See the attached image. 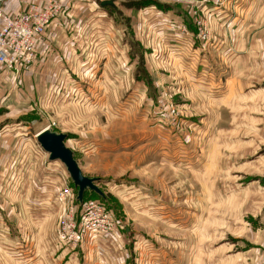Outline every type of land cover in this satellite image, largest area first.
<instances>
[{"label":"crops","instance_id":"0c3cea01","mask_svg":"<svg viewBox=\"0 0 264 264\" xmlns=\"http://www.w3.org/2000/svg\"><path fill=\"white\" fill-rule=\"evenodd\" d=\"M48 1L0 0V9L16 16L29 4L41 7ZM52 1L60 13L38 37L31 64L17 70L0 65V264H121L122 235L98 242L88 239L74 250L56 243L64 209L58 189L66 179L58 163L38 146L37 136L51 122L55 126L50 131L65 134L66 139L67 129L74 125L105 126V110H121L126 92L131 93L123 118L132 126L138 91L131 86L137 83L139 45L172 51L168 57L180 73L177 77L186 79L183 61L193 65V84L187 86L197 87L199 91H194L202 99L204 92L213 105L217 101L226 105L240 94L238 87H250L254 79L264 83V0H230L220 9L208 8L211 40L205 48L194 38L189 16L174 6L135 5L142 0H114L115 8L100 5L106 0ZM257 92H264V85ZM207 141L210 152L213 142ZM152 143V156L161 155V166L167 168L160 172L162 178L174 174L181 180L184 172L170 167L169 151L160 153L158 142ZM65 146L85 177L103 170L124 174V165L115 166L102 144L91 141L88 146L93 149L83 148L81 155L69 140ZM136 159L129 163L132 176L143 174ZM196 162L193 159L190 165ZM150 170L147 180L159 184L153 179L154 169L146 172Z\"/></svg>","mask_w":264,"mask_h":264},{"label":"rangeland","instance_id":"374dc122","mask_svg":"<svg viewBox=\"0 0 264 264\" xmlns=\"http://www.w3.org/2000/svg\"><path fill=\"white\" fill-rule=\"evenodd\" d=\"M200 1L142 0L135 5L163 4L185 12L194 38L205 48L211 40L207 9L221 7H213L211 2L199 7ZM196 17L207 35L204 41L198 37ZM153 50L138 46L137 83L131 86L139 92L135 93L134 125L125 124L123 118L131 93L126 92L121 110H105V126L74 125L67 129L68 139L59 133L75 145L80 155L83 148L93 149L88 146L91 141L102 144L114 165L121 162L125 168L121 175L103 170L88 177L101 195L87 188L79 201L78 188L66 167L53 160L66 179L58 189L64 209L57 222L56 243L74 250L88 239L98 242L116 234L122 235L121 264H264V92H257L263 81L254 79L250 87H238L240 94L227 98L226 105L223 101L213 105L204 89L202 99L194 91L197 87L192 90L187 86V82L193 84V65L183 61L186 79L177 77L180 73L172 68L173 60L168 57L173 52L157 46ZM120 120L121 125L115 124ZM51 124L53 128L55 122ZM103 128L107 130L99 132ZM210 138L213 143L208 152ZM155 141L160 153L169 151L172 156L170 167L178 166L184 172L181 180L174 174L162 178L160 172L167 168L161 166V155L157 159L152 156L155 148L149 144ZM134 157L142 175H131L129 163ZM193 159L197 162L192 167ZM149 167L155 170L153 179L159 184L147 180ZM84 203L104 207L110 216V230L103 235L90 233L73 246L60 236L63 226L70 222L69 211L76 226L80 224Z\"/></svg>","mask_w":264,"mask_h":264},{"label":"built area","instance_id":"2783aa9c","mask_svg":"<svg viewBox=\"0 0 264 264\" xmlns=\"http://www.w3.org/2000/svg\"><path fill=\"white\" fill-rule=\"evenodd\" d=\"M229 0H201L202 4L211 2L213 7L220 8ZM60 13L57 2L49 0L45 5L29 4L16 16H10L0 9V65L8 70H17L31 64L35 55V46L50 21ZM195 17V16H194ZM194 22L198 37L202 41L207 35L200 28L197 17ZM52 124L49 126L51 127ZM80 224L76 226L69 211L70 222L63 226L61 239L73 246L82 243L87 235L106 234L110 230V216L104 207L96 203H84Z\"/></svg>","mask_w":264,"mask_h":264},{"label":"water","instance_id":"95a60500","mask_svg":"<svg viewBox=\"0 0 264 264\" xmlns=\"http://www.w3.org/2000/svg\"><path fill=\"white\" fill-rule=\"evenodd\" d=\"M101 6H111L115 8L114 0H106L100 3ZM65 136L51 132L49 128L41 132L37 136V142L44 152L49 154V159L59 160L65 167L66 171L75 187L78 188V200L82 201L83 193L88 188L98 195H101L100 190L94 184L93 179L85 177L76 161L74 160L73 153L68 149L65 144Z\"/></svg>","mask_w":264,"mask_h":264}]
</instances>
